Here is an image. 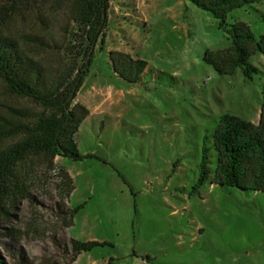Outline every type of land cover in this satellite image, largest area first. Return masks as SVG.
<instances>
[{
	"label": "rangeland",
	"instance_id": "374dc122",
	"mask_svg": "<svg viewBox=\"0 0 264 264\" xmlns=\"http://www.w3.org/2000/svg\"><path fill=\"white\" fill-rule=\"evenodd\" d=\"M237 21L258 38L264 35V0L235 11L229 23ZM6 27L24 43L32 18ZM230 45L218 22L188 0H111L103 50L97 48L76 100L90 111L76 142L92 157H57L53 168L38 159L26 162L23 194L0 220L5 264L21 257L29 264H73L70 239L80 232L111 245L83 255L78 264H264V193L210 180L199 195H190L204 138L216 171L214 134L221 117L260 122L264 56L252 58L258 69L252 79L241 69L219 75L204 61L207 50ZM111 51L147 61L139 83L130 85L114 72ZM43 61L56 65L54 57ZM9 108L35 109L8 94L0 80V116L8 117ZM61 169L74 182L72 198L60 191ZM82 204L70 231L63 213Z\"/></svg>",
	"mask_w": 264,
	"mask_h": 264
},
{
	"label": "trees",
	"instance_id": "16d2710c",
	"mask_svg": "<svg viewBox=\"0 0 264 264\" xmlns=\"http://www.w3.org/2000/svg\"><path fill=\"white\" fill-rule=\"evenodd\" d=\"M111 0H0V80L8 94L31 103L35 109H8L0 116V220L8 214L9 202L23 194L21 169L26 162L38 159L54 167L57 157L83 161L91 155L80 152L76 135L90 114L78 103L77 96L89 76L97 48L103 50L109 27ZM218 22L227 34L228 49L207 50L204 61L219 75L232 76L238 69L248 79L258 74L252 58L264 56V35L258 38L242 21L229 23L237 10L263 0H188ZM23 16L32 18V31L20 43L7 33L6 26ZM54 57L48 66L43 58ZM114 72L132 85L141 81L148 63L121 51L110 52ZM217 168L210 169V148L204 138L199 176L190 195H199L211 180L223 188L264 193V104L259 124L232 115H223L214 134ZM213 176V179H211ZM60 191L70 198L74 182L61 169ZM59 207L62 208L61 204ZM84 204L64 212L72 227ZM0 222V229H1ZM72 262L83 252L110 246L107 242L83 241L71 237ZM69 253V249H66ZM0 264H5L0 256ZM17 264H29L21 257Z\"/></svg>",
	"mask_w": 264,
	"mask_h": 264
},
{
	"label": "crops",
	"instance_id": "0c3cea01",
	"mask_svg": "<svg viewBox=\"0 0 264 264\" xmlns=\"http://www.w3.org/2000/svg\"><path fill=\"white\" fill-rule=\"evenodd\" d=\"M73 194H74V192H73ZM73 194L71 195V198H72ZM73 207H74V206H73ZM81 211H82V210H81ZM79 213H80V212H79ZM79 213H78V214H79ZM78 214H77V215H78ZM75 219H76V217H75ZM75 219H74V222H73L72 227L69 228L70 231L76 227ZM73 238H76V239H79V240H83V241H93V240H90V239H87L86 237H84V235H83L81 232H80L79 234H77V236H75V237H73ZM98 242H99V241H98ZM93 251H94V250H93ZM91 252H92V251H91ZM91 252H83L82 254H80V255L77 257L76 261H74L73 264H78V261H79L80 257H82L83 255H85V254H87V253H91ZM144 258H146V259H153L152 256H150V255H145ZM86 264H94V261H90V262H88V263H86Z\"/></svg>",
	"mask_w": 264,
	"mask_h": 264
},
{
	"label": "built area",
	"instance_id": "2783aa9c",
	"mask_svg": "<svg viewBox=\"0 0 264 264\" xmlns=\"http://www.w3.org/2000/svg\"><path fill=\"white\" fill-rule=\"evenodd\" d=\"M143 263H147L145 260H143Z\"/></svg>",
	"mask_w": 264,
	"mask_h": 264
}]
</instances>
